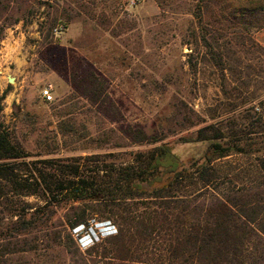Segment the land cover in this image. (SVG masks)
Instances as JSON below:
<instances>
[{
  "label": "rangeland",
  "instance_id": "1",
  "mask_svg": "<svg viewBox=\"0 0 264 264\" xmlns=\"http://www.w3.org/2000/svg\"><path fill=\"white\" fill-rule=\"evenodd\" d=\"M64 2L0 0V122L31 159L101 154L125 162L129 153L156 145L132 144L126 139L131 127L162 138L186 166L205 145L180 144L178 138L264 95V27L249 40L230 25L236 19L220 18L218 45L228 57L221 73L191 36L204 33L192 15L195 1L165 0L159 6L157 0H91L93 19L80 13L63 31L54 27L47 35L49 21L63 7L78 12L73 2ZM192 51L195 68L187 62ZM45 88L52 95L48 102ZM18 200L36 202L1 200L3 225ZM96 222L90 220L87 233L73 231L74 257L46 247L48 240L38 233L35 251L0 255V264H85V252L116 233L108 222Z\"/></svg>",
  "mask_w": 264,
  "mask_h": 264
},
{
  "label": "trees",
  "instance_id": "2",
  "mask_svg": "<svg viewBox=\"0 0 264 264\" xmlns=\"http://www.w3.org/2000/svg\"><path fill=\"white\" fill-rule=\"evenodd\" d=\"M64 1L78 12L63 7L47 35L54 27L63 31L80 13L93 19L91 0ZM192 1L204 33L191 36L222 73L228 57L218 45L220 18L236 19L230 25L252 40L253 31L264 27V0ZM157 2L163 6L165 0ZM194 54H187L192 68ZM249 100L246 109L178 138L180 144L205 145L186 166L162 138L131 127L126 139L132 144L156 145L129 153L125 162L101 154L31 159L0 122V201L36 200H18L7 209L0 255L35 251L36 235L43 233L46 247L74 257L73 231L87 233L93 219L116 233L93 244L85 264H264V95ZM59 211L64 215L58 217Z\"/></svg>",
  "mask_w": 264,
  "mask_h": 264
},
{
  "label": "built area",
  "instance_id": "3",
  "mask_svg": "<svg viewBox=\"0 0 264 264\" xmlns=\"http://www.w3.org/2000/svg\"><path fill=\"white\" fill-rule=\"evenodd\" d=\"M42 98H43L44 101H46V102L52 100V95H51V92H50V89H49V88H45V89L42 91Z\"/></svg>",
  "mask_w": 264,
  "mask_h": 264
}]
</instances>
